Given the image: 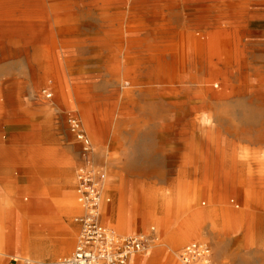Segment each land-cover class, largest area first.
<instances>
[{"label":"rangeland","instance_id":"374dc122","mask_svg":"<svg viewBox=\"0 0 264 264\" xmlns=\"http://www.w3.org/2000/svg\"><path fill=\"white\" fill-rule=\"evenodd\" d=\"M56 3L61 4L62 0L0 2V11L11 12L13 16L0 22V176L16 173L21 183L35 179L37 184L44 186L55 208L53 212H31L28 218L27 212L23 210V231L30 235L45 233L55 237L67 236L71 240L67 250L59 251L54 256L51 255L52 251L47 250L51 256L47 254L45 258H36L47 264H57L73 253L80 231L76 218L83 212L77 200V172L88 157L91 164L103 168L107 175L100 204L101 219L106 225L119 230L115 223L119 222L123 206L127 210L125 216H130L132 226L137 228V219L140 217L137 214L146 204L142 199L137 203L133 192L138 191L135 189L150 187L156 192L168 193L173 198H176L177 191H181L190 197L184 203L189 201L205 216L206 227L197 241L209 246L210 264H264V211L259 210V215L248 219L238 198V190L215 177L208 179L203 167L195 169L190 166L188 155L192 150L186 145L192 141L186 132L193 128L195 121L200 131L194 140L203 145L202 151L209 148L207 136L210 134L215 142L219 140L226 146L230 156L238 152L241 155L239 158L243 159L242 151H235L239 140L234 130L244 129L253 138L256 137L262 128L258 108L250 122L242 108L230 115L234 123L227 118L214 120L196 117L195 114L185 115L183 112L171 114L165 104L146 100L141 94H136L135 102L128 101L114 72L97 63H82L74 72H67L69 85L73 88L74 84L79 83L84 88L87 101L110 114V122L116 133V136L111 135L99 142L85 123L79 105L74 103V107L69 106L66 100L48 87V84L55 85L56 79L44 73L40 46L50 39V34H47L49 25L55 22L56 16L65 12L55 10ZM130 7L133 4H127L126 7L119 0H73L70 10L86 24L79 38L100 36L102 25H105L110 33L106 36L103 32V35L111 39L120 23H129L122 12ZM137 7L142 13L138 22L152 28L161 23L191 21L195 18L185 6L172 0H142ZM255 14H261L260 18H263L264 7ZM26 15L36 16L30 18L32 25L22 19ZM253 38L256 39L251 44L254 49L264 48V33H257ZM93 51L90 46L79 44L74 54L77 57L90 56ZM246 57L249 63L247 71H264V54H247ZM53 92L54 95L49 97L47 93ZM241 99L248 100L246 97ZM232 104H236L235 101ZM71 116L80 119L84 131L91 139V152L87 156L83 142L70 128ZM11 137L16 138V145ZM70 161L72 184L67 182L65 173L67 162ZM226 168L233 173L231 164ZM235 170L246 181L253 178L252 173L255 171L250 169L249 164L237 165ZM115 173L124 180L123 195L121 188L112 184ZM0 187L3 189L2 194L9 195L8 188ZM25 194L13 197L19 198L21 204L26 205L28 201H24L27 197ZM70 194H73L76 201L73 208L68 203ZM222 195V198L227 196V203L218 201ZM259 195L257 198L264 196L263 193ZM230 196L234 198L230 199ZM156 200L158 204L161 202ZM0 202L4 203L1 196ZM105 203L111 207L108 216L103 208ZM136 205L139 207L136 208ZM177 208L176 205L174 218ZM230 208L241 211L242 231H236L234 227L226 228L229 219L225 214ZM164 214L165 211L158 208L155 215L147 220L148 232L134 233H149L152 235L150 244L160 243L157 264H166L169 254L175 257L177 264H184L180 259V251L190 241L178 243L169 236L170 232L161 233L160 223ZM107 219L112 223H108ZM211 222L215 223V228H211ZM248 223L252 228L250 231ZM2 227L4 229L5 224ZM0 264L26 263L0 253Z\"/></svg>","mask_w":264,"mask_h":264},{"label":"bare ground","instance_id":"6f19581e","mask_svg":"<svg viewBox=\"0 0 264 264\" xmlns=\"http://www.w3.org/2000/svg\"><path fill=\"white\" fill-rule=\"evenodd\" d=\"M8 1L11 0H0L2 3ZM141 1L119 0L126 7L127 4H133V7L122 12L129 23H120L111 39L103 35V32L106 36L110 33L105 25H102L100 36L79 38L86 24L71 12L73 0H62L61 4H54L55 10L65 12L56 16L55 22L49 25L47 34H50V39L40 46L44 73L56 79V84H48V87L66 100L69 106L74 107V103L79 105L85 123L99 142L111 135L116 136V133L110 122V114L87 101L84 88L79 83L74 84L73 88L69 85L67 72H74L82 63H97L114 72L128 101L135 102L136 94H141L146 100L162 102L171 114L183 112L185 115L195 114L196 117L214 120L227 118L234 123L230 115L242 108L250 122L258 108L262 128L256 137L253 138L244 129L234 130L239 140L235 151L240 149L243 159L239 158L241 155L238 152L230 156L226 146L219 140L215 142L210 134L207 136L209 148L202 151L203 145L194 140L198 138L200 131V126H196L195 121L193 128L186 132L192 140L186 143L192 150L188 155L189 165L195 169L203 167L208 179L215 177L237 189L238 198L245 209L244 214L248 219L255 218L260 214L259 210L264 211V196L257 198L260 193L264 194V71H247L249 63L246 55L264 54V48L254 49L251 45L255 42L253 37L257 33H264V17L260 18L261 14H255L264 7V0H172L185 6L195 18L191 21L161 23L155 28L138 22L142 13L137 5ZM11 14L1 10L0 22L5 18H13ZM26 16L22 19L32 25L30 18L36 16ZM213 16L215 19L211 20ZM79 44L90 46L94 50L93 54L77 57L74 51ZM245 97L248 100L241 99ZM233 101L236 104L233 105ZM11 140L16 145V138L11 137ZM228 164L233 166L232 174L226 168ZM240 164H249L250 169H255L251 180L242 179L243 176L236 172L235 169ZM71 165V161L67 162L65 169L67 182L70 184L73 183ZM114 177L112 184L119 186L123 195L124 180L117 173ZM2 190L0 187V196L4 201L3 204L0 202L1 254L26 264H47L36 258V254L46 250L57 253L70 247L71 240L67 236L55 237L45 233L30 235L22 230L23 210L27 212V218L31 212L55 211L42 185L35 187V193H30V190L26 192V205H22L19 198L13 197L24 193H16L10 188L9 195H4ZM135 191H138L133 192L137 203L142 199L146 207L137 214L140 217L135 228L130 216H125L127 210L121 206L119 222L115 223L121 232H148L147 220L160 208L165 211L160 223L162 234L170 232L169 236L178 243L186 240L194 242L201 238L206 227L205 216L189 201L184 203L187 198L190 199L188 195L177 191L176 198H173L168 193L156 192L150 187H141ZM70 195L68 203L73 208L76 201L73 194ZM222 197L223 195L218 201L227 203V196ZM156 199L161 202L158 204ZM176 205L178 212L174 218ZM103 208L108 216L111 207L105 203ZM240 212L232 208L226 210L225 215L229 219L226 228L234 227L236 231H242ZM107 221L112 223L109 219ZM1 223L5 224V230ZM210 226L215 228L216 225L211 222ZM250 226L248 223L249 231L252 229ZM159 245V242L150 244L146 252L133 254L129 264H157ZM166 264H177V260L169 254Z\"/></svg>","mask_w":264,"mask_h":264},{"label":"built area","instance_id":"2783aa9c","mask_svg":"<svg viewBox=\"0 0 264 264\" xmlns=\"http://www.w3.org/2000/svg\"><path fill=\"white\" fill-rule=\"evenodd\" d=\"M49 97L52 93H47ZM72 132L84 144L85 155L91 152V139L77 116L69 118ZM107 175L103 168L91 164L87 157L77 172V200L83 212L76 221L80 232L74 252L60 264H129L131 256L149 248V233L123 234L101 219L100 204ZM184 264H210V248L201 241L190 242L180 251Z\"/></svg>","mask_w":264,"mask_h":264},{"label":"crops","instance_id":"0c3cea01","mask_svg":"<svg viewBox=\"0 0 264 264\" xmlns=\"http://www.w3.org/2000/svg\"><path fill=\"white\" fill-rule=\"evenodd\" d=\"M0 185L1 186H4L5 188H8V189L11 188L16 193H18V192L25 193V192H27L29 190H30L29 191L30 193H35V187L37 185H42V184H37L36 181H35V179H33V178L29 182H27V183H25V182L24 183H21V182L18 181L16 173H5L4 175H1L0 176ZM57 253L52 252L51 255L54 256ZM47 254L49 255L48 251L46 250L44 253L36 254V255H37L38 258L39 257L40 258H45ZM51 255H49V256H51Z\"/></svg>","mask_w":264,"mask_h":264}]
</instances>
